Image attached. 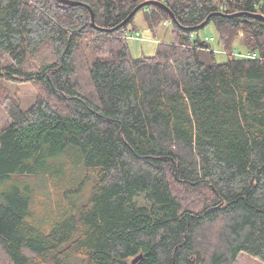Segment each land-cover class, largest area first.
<instances>
[{"label":"trees","instance_id":"obj_1","mask_svg":"<svg viewBox=\"0 0 264 264\" xmlns=\"http://www.w3.org/2000/svg\"><path fill=\"white\" fill-rule=\"evenodd\" d=\"M73 1L0 0V264L264 263V0Z\"/></svg>","mask_w":264,"mask_h":264},{"label":"rangeland","instance_id":"obj_2","mask_svg":"<svg viewBox=\"0 0 264 264\" xmlns=\"http://www.w3.org/2000/svg\"><path fill=\"white\" fill-rule=\"evenodd\" d=\"M172 30L173 26L169 20L161 23L157 28H152L146 18V10H139L136 13L134 21L129 25V30L126 34L132 56L135 58L153 56L159 42H169L173 40ZM137 32L139 36H136ZM216 35L217 31L213 22L199 31V36L207 39L212 44L216 61L218 63H223L227 61L228 56L217 43ZM211 38H213V40H211ZM239 51H241L242 54H246V50L243 47H240ZM90 56L94 59L92 54H90ZM4 62L10 63V60H5ZM7 84L6 87L10 89L12 93L19 94L18 96L21 98L24 106H29L35 100L37 90L31 83L21 81ZM9 122V115L0 106V128L6 126ZM39 182H36V186H39ZM235 264L264 263L260 259L243 252L239 255Z\"/></svg>","mask_w":264,"mask_h":264},{"label":"water","instance_id":"obj_3","mask_svg":"<svg viewBox=\"0 0 264 264\" xmlns=\"http://www.w3.org/2000/svg\"><path fill=\"white\" fill-rule=\"evenodd\" d=\"M61 2H64V3H68V4H82L81 2L79 1H73V0H60ZM148 5H156V6H159V7H162L164 9H166L169 13H170V16L172 18V20H174L176 22V18H175V15L173 14V12H171V10L169 9V7L167 6V4L163 1H160V0H147L145 2H142L140 3L127 17L126 19L120 24L118 25L116 28H120V27H123L124 25L128 24L129 21L136 15V13L143 7H146ZM254 15V14H253ZM210 20V17L204 21L198 28H203L204 26H206V24L209 22ZM92 21L94 23V14L92 12ZM114 29H111L110 31H113ZM143 257L142 254H139L137 255L132 263L135 264L137 263L141 258Z\"/></svg>","mask_w":264,"mask_h":264},{"label":"built area","instance_id":"obj_4","mask_svg":"<svg viewBox=\"0 0 264 264\" xmlns=\"http://www.w3.org/2000/svg\"><path fill=\"white\" fill-rule=\"evenodd\" d=\"M136 36H139V33L138 32L136 33Z\"/></svg>","mask_w":264,"mask_h":264}]
</instances>
